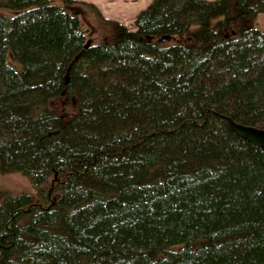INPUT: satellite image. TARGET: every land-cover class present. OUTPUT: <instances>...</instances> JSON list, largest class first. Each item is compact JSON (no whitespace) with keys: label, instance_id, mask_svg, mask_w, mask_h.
Returning <instances> with one entry per match:
<instances>
[{"label":"trees","instance_id":"16d2710c","mask_svg":"<svg viewBox=\"0 0 264 264\" xmlns=\"http://www.w3.org/2000/svg\"><path fill=\"white\" fill-rule=\"evenodd\" d=\"M74 2L0 0V264H264V0Z\"/></svg>","mask_w":264,"mask_h":264},{"label":"rangeland","instance_id":"374dc122","mask_svg":"<svg viewBox=\"0 0 264 264\" xmlns=\"http://www.w3.org/2000/svg\"><path fill=\"white\" fill-rule=\"evenodd\" d=\"M62 3V0H54ZM70 8L78 11L81 26L87 30L89 41L97 42L107 33L108 20L124 24L129 29L134 28L137 13L144 9L150 0H73ZM258 28L264 30V12L257 15ZM0 189L11 192L30 190L24 177L18 173L0 174Z\"/></svg>","mask_w":264,"mask_h":264},{"label":"water","instance_id":"95a60500","mask_svg":"<svg viewBox=\"0 0 264 264\" xmlns=\"http://www.w3.org/2000/svg\"><path fill=\"white\" fill-rule=\"evenodd\" d=\"M229 128L240 138L247 140L257 147H264V129L245 125L228 118ZM50 191V190H49Z\"/></svg>","mask_w":264,"mask_h":264}]
</instances>
